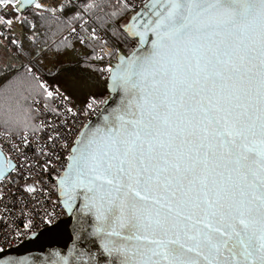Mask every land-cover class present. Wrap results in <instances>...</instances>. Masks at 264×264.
Listing matches in <instances>:
<instances>
[{
    "label": "snow or ice",
    "instance_id": "obj_1",
    "mask_svg": "<svg viewBox=\"0 0 264 264\" xmlns=\"http://www.w3.org/2000/svg\"><path fill=\"white\" fill-rule=\"evenodd\" d=\"M0 223V264H264V0H0Z\"/></svg>",
    "mask_w": 264,
    "mask_h": 264
},
{
    "label": "water",
    "instance_id": "obj_2",
    "mask_svg": "<svg viewBox=\"0 0 264 264\" xmlns=\"http://www.w3.org/2000/svg\"><path fill=\"white\" fill-rule=\"evenodd\" d=\"M71 228L69 226V232ZM68 242L67 236L59 237H48L43 238L37 244H26L20 248L12 249V254L14 256L22 257L27 261H31L34 257L44 258V253L50 252L52 250L60 251L63 250L65 243ZM51 246V247H49ZM43 248L44 252H41L40 249Z\"/></svg>",
    "mask_w": 264,
    "mask_h": 264
},
{
    "label": "built area",
    "instance_id": "obj_3",
    "mask_svg": "<svg viewBox=\"0 0 264 264\" xmlns=\"http://www.w3.org/2000/svg\"><path fill=\"white\" fill-rule=\"evenodd\" d=\"M102 107H103V104L101 103V104L98 106V109H97V110H99V108H102ZM9 223H11V221H9ZM3 227H4L3 224L0 223V229H2ZM14 248H16L15 245L12 246V249H14Z\"/></svg>",
    "mask_w": 264,
    "mask_h": 264
}]
</instances>
